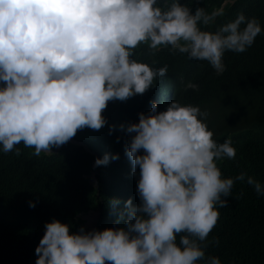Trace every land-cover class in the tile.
Returning a JSON list of instances; mask_svg holds the SVG:
<instances>
[{"label": "clouds", "instance_id": "obj_1", "mask_svg": "<svg viewBox=\"0 0 264 264\" xmlns=\"http://www.w3.org/2000/svg\"><path fill=\"white\" fill-rule=\"evenodd\" d=\"M223 15V7L210 13L197 7L193 14L179 0L165 6L161 0H0V81L5 82L0 145L5 153L20 143L34 148L36 156L52 153L80 129L99 130L111 100L130 97L133 110L147 113L126 128L135 133L125 154L133 175L140 169V204L124 202L116 218L123 226L116 229L95 231L96 209L80 215L95 214L91 232L81 228L69 234L59 221L46 223L36 264H197L204 259L197 241H205L215 227L216 205L228 206L222 197L246 177L243 172L221 177L216 161L238 154L225 130L246 129L247 116L238 109L220 116L222 100L214 93L206 95L207 111L177 101L174 84L163 78L167 65L154 70L151 61L159 50L179 52L221 77L225 51L243 53L261 33L258 20L243 13L215 32L202 30ZM185 88L198 89L191 82ZM245 143L246 138L239 139L240 146ZM110 159L118 156L106 153L94 167ZM95 175L89 176L93 185ZM246 183L264 194L251 176ZM119 203L110 201L113 207ZM29 206L35 205L30 201ZM205 264L221 261L208 257Z\"/></svg>", "mask_w": 264, "mask_h": 264}, {"label": "trees", "instance_id": "obj_2", "mask_svg": "<svg viewBox=\"0 0 264 264\" xmlns=\"http://www.w3.org/2000/svg\"><path fill=\"white\" fill-rule=\"evenodd\" d=\"M225 1L179 0L193 14L197 7L209 13L223 7L224 15L207 27L201 25L202 30L215 32L240 13L246 19L258 20L261 33L245 52L225 51L221 77L179 52L159 50L151 63L154 70L167 65L163 78L174 84L177 101L190 102L207 111L211 102L206 95L214 93L222 100L220 116L236 109L247 116L246 129L225 130V137L236 141L238 154L233 159L216 161L222 178H235L243 172L245 181H236L230 195L222 197L227 207L216 205L219 219L205 241H197L205 253L197 264H205L208 257H218L221 264H264V194H257L255 187L246 183L251 176L264 188V0ZM166 2L171 0H161L164 6ZM189 82L198 89H186ZM3 87L5 82L0 81ZM133 100L129 97L109 101L102 111L106 124L101 129H80L71 141L53 147L52 153L36 156L34 148L23 143L5 153L0 145V264H36L35 249L45 234V224L53 220L67 225L69 234H79L81 228L85 231L80 215L96 209L100 216L95 231L123 226L116 224V218L124 202L131 199L133 206L140 204V169L137 166L133 175L125 154L135 133H128L126 128L139 122V114L147 113L133 110ZM241 138H246L245 146L239 145ZM17 150L20 155H16ZM142 152L143 149L138 154ZM106 153L116 154L118 159L94 167L95 159ZM92 171L96 172L98 187L90 183ZM112 199L119 200V205L113 207ZM30 201L34 207L29 206ZM180 235L185 234H177L178 246Z\"/></svg>", "mask_w": 264, "mask_h": 264}, {"label": "rangeland", "instance_id": "obj_3", "mask_svg": "<svg viewBox=\"0 0 264 264\" xmlns=\"http://www.w3.org/2000/svg\"><path fill=\"white\" fill-rule=\"evenodd\" d=\"M92 216H95V214L90 212L87 215L81 217L84 220L83 225L85 227V232L86 233L89 232V225H90V230L93 229V226H94V223H95V218L92 217ZM89 217H91V218H89Z\"/></svg>", "mask_w": 264, "mask_h": 264}, {"label": "water", "instance_id": "obj_4", "mask_svg": "<svg viewBox=\"0 0 264 264\" xmlns=\"http://www.w3.org/2000/svg\"><path fill=\"white\" fill-rule=\"evenodd\" d=\"M92 181H95V177H94V175H92ZM95 187H98V185H97V182L95 183ZM97 212V215H96V220L98 219V215H99V212L98 211H96ZM93 213V212H92ZM83 216H85V215H82L81 217H83ZM90 218V217H89ZM94 228H95V224H94V226H93V229H92V231L94 230ZM89 232H90V225H89Z\"/></svg>", "mask_w": 264, "mask_h": 264}, {"label": "bare ground", "instance_id": "obj_5", "mask_svg": "<svg viewBox=\"0 0 264 264\" xmlns=\"http://www.w3.org/2000/svg\"><path fill=\"white\" fill-rule=\"evenodd\" d=\"M92 231V229L90 230V232Z\"/></svg>", "mask_w": 264, "mask_h": 264}]
</instances>
